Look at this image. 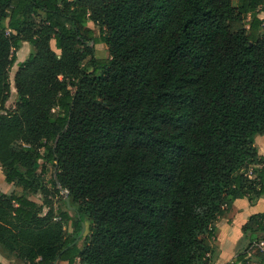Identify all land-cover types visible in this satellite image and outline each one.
<instances>
[{
  "label": "trees",
  "instance_id": "obj_1",
  "mask_svg": "<svg viewBox=\"0 0 264 264\" xmlns=\"http://www.w3.org/2000/svg\"><path fill=\"white\" fill-rule=\"evenodd\" d=\"M263 134L264 0H0V169L22 192L0 191V245L22 263L213 264L218 217L264 197Z\"/></svg>",
  "mask_w": 264,
  "mask_h": 264
},
{
  "label": "rangeland",
  "instance_id": "obj_2",
  "mask_svg": "<svg viewBox=\"0 0 264 264\" xmlns=\"http://www.w3.org/2000/svg\"><path fill=\"white\" fill-rule=\"evenodd\" d=\"M89 27L94 30L96 33L97 27L90 23ZM52 47L54 48V44L52 43ZM94 49L96 52V56L98 58H107V47L104 44H95ZM32 50L31 46L27 42H20L19 48L16 52L17 60L16 63L13 65V67L10 70L9 78L11 83V92L9 97V104L10 107L14 103L15 100H13V95H15L14 91H12L13 86V77L14 72L17 69V64L21 61H23L30 51ZM57 53L59 51L56 50ZM70 90L72 88H69ZM255 146L257 147L259 155L263 157L264 160V134L263 135H257L255 137ZM261 166L258 165V168ZM47 171L43 175L45 185L50 188V181L54 177L53 173V167L50 163L46 164ZM58 188H60V185H57ZM0 188L2 192L4 190H8L6 187V182L4 180V177H2V173H0ZM5 191V192H6ZM16 191L17 193H22L20 190L15 189V185L13 184V190L11 192ZM10 192V193H11ZM65 190H61L60 194H55L53 192H50L47 194L46 198L40 193L33 194L30 196V198L37 203L41 204L44 199L45 205L43 206V211H46L49 207H52L54 211L58 209L64 208V198H65ZM261 198L264 197H252L250 200L247 198H241L234 200L231 208L229 211L223 213L220 215L217 219V226L219 229V232L217 234V244L215 249V256L212 261L213 264H231V259L234 257L235 254L243 252V251H253L254 245H259L262 250H264V234L259 233L256 235L254 239H252L249 236V232L243 233L242 226L247 222L249 217L253 215L254 213L261 212L263 209V203L261 201ZM68 229L71 230L70 226L68 225ZM88 232L87 224H85V231L83 234H86ZM79 246H83V241H80ZM4 250V248H3ZM7 252L6 250H4Z\"/></svg>",
  "mask_w": 264,
  "mask_h": 264
},
{
  "label": "crops",
  "instance_id": "obj_3",
  "mask_svg": "<svg viewBox=\"0 0 264 264\" xmlns=\"http://www.w3.org/2000/svg\"><path fill=\"white\" fill-rule=\"evenodd\" d=\"M12 91H14V93H15V95H13V100H15V97H16V89H15L14 83H13V86H12ZM9 102L10 101L8 99V101L5 104V106L7 108H11L10 105L9 106L7 105V104H9ZM10 103H12V101ZM11 106L13 107L14 106V103ZM0 173H2L1 169H0ZM2 177H4L3 176V173H2ZM6 187L8 188V190L7 191L4 190V193L9 194L13 190V184L6 182ZM1 189L2 188H0V191H1ZM261 201L263 203V209L261 210V212H264V198H261ZM0 264H24V263H22L21 261L17 260L14 257V255H12V254H10L8 252H5L3 250V247L0 245ZM56 264H67V262L66 261H62V260H59V261L56 262Z\"/></svg>",
  "mask_w": 264,
  "mask_h": 264
},
{
  "label": "water",
  "instance_id": "obj_4",
  "mask_svg": "<svg viewBox=\"0 0 264 264\" xmlns=\"http://www.w3.org/2000/svg\"><path fill=\"white\" fill-rule=\"evenodd\" d=\"M65 201H66V205H69V199H68L67 192L65 193ZM84 231H85V224L83 223L80 235H82Z\"/></svg>",
  "mask_w": 264,
  "mask_h": 264
}]
</instances>
